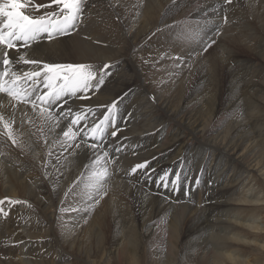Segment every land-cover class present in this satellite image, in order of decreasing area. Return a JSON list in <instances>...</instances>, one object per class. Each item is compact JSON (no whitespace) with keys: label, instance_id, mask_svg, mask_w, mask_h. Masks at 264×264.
Instances as JSON below:
<instances>
[{"label":"bare ground","instance_id":"bare-ground-1","mask_svg":"<svg viewBox=\"0 0 264 264\" xmlns=\"http://www.w3.org/2000/svg\"><path fill=\"white\" fill-rule=\"evenodd\" d=\"M114 1L127 25V29L122 30L123 42L127 46L133 32V38L137 42L146 33H155L157 8L161 13L165 12V19L175 13L174 9L178 10L176 18L165 24L185 19L195 12H198L196 14L199 16H207L208 12H212V8L210 10L198 1L196 3L201 6L191 3L184 5L181 11V1L172 4L171 1L163 0L164 2L156 3L153 8L150 1L154 0ZM33 2L47 4L49 0ZM104 3L106 7L104 4L101 6L100 0H87V8L77 31L57 37L51 42L34 44L31 49H21L20 54L27 52L26 59L48 63H93L96 67H99V64H111L113 70L119 71L116 78L106 84L105 88L95 95L90 94L91 99H73L65 105L72 107L75 112L80 108L95 109L98 105H111L118 96L122 97L114 109V119L120 115L121 120L126 117L123 123L128 124L124 127L128 133L115 139L109 138V141L105 142L106 146L112 145L113 148L117 142L123 145L124 151L117 158L119 167L113 165L109 168L111 179L105 185L107 195L104 196V201L100 200L98 204H94L90 212H60L58 219L53 223L51 219H47L50 232H43L42 227L46 224L39 219V215L54 206L49 199L50 192H53V197L58 200L57 209H60L68 207L69 204L86 208L92 203L89 196H94L95 191L81 185L76 200H72L71 196L64 197L63 193L80 171L76 167V157L63 151L59 144H53L61 130H66L68 121L62 120L54 133L49 132L47 124L36 112L21 106L23 112L18 110V117L26 113L27 118L32 121L31 124L26 123L21 127L18 118L13 126L14 132L25 142L23 151L12 147L0 136V200L10 198L23 202L13 206V216L10 215L12 209L9 211L8 215L12 217L9 221L7 215L0 214V264H73L72 258L96 264L95 259L100 253L105 256L102 264H115L110 257L112 255L121 264H188V261L194 259L198 262L196 264H264V20L256 16L264 15V9H260L262 5L258 6L256 0H233L232 5L222 1L217 5L221 8L220 14L226 13L227 10H221L227 7L229 15L236 19L246 12L253 14L250 20H254L252 31L257 36L254 38L252 31L247 36L249 41L254 42L256 39L263 47L260 53L261 64L243 71L234 60L235 53L228 50V106L221 112L219 106L214 109V104L211 103L209 110L199 109L196 112L189 102L191 94L188 95L187 102L175 106L171 98L148 89L143 74L137 67L143 57L137 58V61L128 56L125 60L121 51L116 53L111 49L113 32L110 24L105 25L104 20H110L112 14L107 8L108 2ZM112 8L113 11L116 10V7ZM51 10L53 9L42 8L34 14L40 15ZM216 14L211 15L217 16ZM228 17L231 20L230 16H227V19ZM222 19L224 21L225 17ZM224 23L225 27L229 22L225 20ZM205 24L200 28L199 24L198 28H189L186 25L187 34L179 35L182 39L176 40L180 47L176 46L177 55L193 48L201 38L206 40V35L208 42L204 41L205 44L216 38V29L220 23L216 22L217 26L213 24L212 31L206 29L210 25L205 27ZM220 25L223 26L222 23ZM185 29L182 32H185ZM221 33V40L218 42L223 49L228 48L224 39L238 48L247 46L246 40L239 39L237 35L226 36ZM105 41L111 47L107 46ZM131 44L134 46L135 43ZM157 44L158 37L148 47L152 48ZM198 48L199 52L196 53L194 49L190 54L200 55L202 48ZM3 51L4 46L0 45V62L3 60ZM14 52L15 50H9L10 58L19 59L18 55L13 57ZM159 54L157 50L155 59ZM170 64L173 65L171 62ZM205 65L194 76L198 82L196 86H200L199 81L208 75ZM32 67L22 63L13 65L14 70H30ZM182 67L183 64H180L179 69ZM2 71L3 65L0 63V72ZM184 73H170L169 80H180L179 84L185 90L190 76ZM183 89L178 92L179 95L183 94ZM233 90L240 94L249 92L250 96L236 105L231 95ZM124 93L128 94L123 95ZM152 96L156 97L155 102L150 99ZM0 131L3 129L0 128ZM32 133L34 135H30ZM186 136L189 143L185 142ZM45 139L48 144L44 143ZM37 143L43 144L47 149L52 148L59 156V163L61 162L57 170L58 177L54 186L48 187L49 191H42L37 183L29 178L33 167L26 162L33 158L44 163V159H40L39 148L35 147ZM190 145L192 149H187ZM13 149L20 152L15 159L9 156ZM191 160L194 162V169L198 170L197 173L201 172L205 187L192 196H185V193L179 194V191H176L169 201L155 197L165 192L164 188L159 186V189L156 184L157 178L168 171L183 168L180 177L184 178L185 173L188 181L191 179L188 175V171L193 169ZM144 161H150L149 169L154 170L151 180L140 172L129 174L132 166ZM54 162L55 160L52 161ZM182 162L184 164H181ZM208 182L210 187L207 186ZM185 184L188 190L190 183ZM31 186H35L34 192L30 191ZM192 192L190 190L189 194ZM186 201L188 206L184 205ZM95 211L98 216L94 217L92 222L86 223ZM17 219H20L19 223ZM109 224L111 225L108 226ZM107 226L114 229L112 234H109L112 242L108 248L105 247ZM57 227L61 228L59 234ZM23 247L27 248L26 260L22 256ZM18 252L20 258H16ZM47 257H52V262L47 260Z\"/></svg>","mask_w":264,"mask_h":264},{"label":"snow or ice","instance_id":"snow-or-ice-1","mask_svg":"<svg viewBox=\"0 0 264 264\" xmlns=\"http://www.w3.org/2000/svg\"><path fill=\"white\" fill-rule=\"evenodd\" d=\"M223 2L230 5L233 0H223ZM42 8L53 10L40 15L34 14ZM86 8L87 0H49L47 4L34 3L33 0H0V45L4 46L3 60L0 62L3 65V71L0 72V94H2L0 95V128L3 131H0V136L12 147L23 151L25 142L14 132L13 126L18 118L21 127L26 123L31 124L32 121L27 118L26 113L18 117V110L23 112L21 106L36 112L47 124L49 132L54 133V130L60 127L61 121L67 120L66 130H61L53 144H59L63 151L75 156L78 160L76 167L80 171L63 195L65 198L71 196L72 200H76L81 185H86L95 191L94 196H89L92 203L86 208H77L69 204L68 207H61L60 212L69 210L77 213L90 212L94 204H98L100 199L107 195L105 185L111 179L109 168L113 165L119 167L117 158L124 148L119 142L114 148L112 145L106 146L105 142L109 137L115 139L118 136L119 128L108 133L106 129L110 124L115 123L114 109L122 97L118 96L111 105H98L95 109L80 108L73 112L72 107L65 105L73 99L80 101L91 99V95L105 88L106 78L111 77L113 65L104 64L96 67L85 63H48L37 59H26L28 53L20 54V50L31 49L34 44L51 42L57 37L77 31ZM215 43L216 41L212 40L204 44L202 51L207 52ZM9 50H15L13 57L18 55L19 59L10 58ZM175 59L180 61V64L184 63L179 56ZM21 63L33 67L30 70L13 69L14 64ZM177 66L179 67V64ZM150 99L156 101L155 96ZM44 143L48 144V140L45 139ZM48 156L50 159L45 160L42 167L55 168L56 164L52 161L59 163V156L52 151H49ZM149 163L150 161H144L135 164L129 170V174L135 175L140 172L151 180L154 170L149 169ZM169 175L174 179L170 181ZM157 179L160 187L168 189L171 183L175 191L180 176L178 173H166ZM198 183V179L193 182V184ZM188 195L189 192L186 190L185 196ZM5 203L15 206L23 202L10 198L0 200V206ZM0 214L9 213L4 207H0Z\"/></svg>","mask_w":264,"mask_h":264},{"label":"rangeland","instance_id":"rangeland-1","mask_svg":"<svg viewBox=\"0 0 264 264\" xmlns=\"http://www.w3.org/2000/svg\"><path fill=\"white\" fill-rule=\"evenodd\" d=\"M154 1H150V5L152 8L157 5L156 3L164 2L163 0H154ZM165 1H171L172 4L176 3V1L177 2L181 1V3L183 5H179L180 11L183 9L184 5L186 6V5H189L191 3L192 4L194 3L196 6L203 5L204 7L210 8V10L212 8V12H208L207 16L205 14H204L205 16H199L198 14H196L198 12H195L194 14L189 15V17H187L185 19H179V20L173 21L171 23L165 24V22L176 18V15L178 14L177 13L178 10L174 9L175 13L171 17L166 16V19H165V16H164L165 12L161 13L160 9L157 8L158 14L156 15L157 18L155 19V24H157V28L155 30V33H153L152 35H150V33H146L144 36H142V38L140 37L138 42H137V40H134V38H133V34H134V32H133L131 40L127 41L129 43L127 46L123 42L124 39L122 36V35H124L122 30H124L125 28L127 29V25H126L122 15H121L120 11L117 8L116 1H114V0H112V1L100 0L101 6H103V4H104L106 7V4L104 2H108L107 8L109 9V11L112 14V18L110 19L111 21L109 19H106L109 22L104 20L105 25L110 24L112 32H113V37H112V41H111L112 47H111V45H109L107 43V41H105V44L107 46H110L111 49L116 53L121 51V54L123 55V58L125 60H127L128 56L135 58L137 61H139V59H137V58L143 57L144 58L143 61H140V64H138L137 67H138V71L143 74V79H144V82L147 83L148 89L151 92L158 91L159 93H161L162 96L171 98L173 100L175 106L183 104L184 101L187 102L188 95L191 94V98H190L189 102L191 103V106L194 107L196 112L199 109L209 110L211 107V105H210L211 103L214 104V109L216 108V106H219V108H221V112H223L225 107L228 106V103H229V100H227V97L229 94L230 79L228 78L227 74H228V71L230 69V65L228 64V61H227V51L230 50V51H233L235 53V59L234 58L233 59L235 60V62H237V65L243 71L249 70L250 68H253L256 66L258 67V65L261 64L260 53H261V50L263 49V47H261L258 44L256 39L254 40V42L249 41L248 36H247V34L254 29L252 27V22L254 20H250V18L252 19L253 14L248 13V14H250L248 16L246 10H244L246 13H243L241 16H238L236 19V17L229 15L227 7L224 8L223 10H221L224 12H225V10H227L226 13L220 14L219 10L221 8L217 7V5L220 4L223 0H173L175 2H173L172 0H165ZM197 1L201 5L199 3H196ZM256 4L258 6L262 5L260 7V9H262V10L264 9V2H261V0H256ZM112 6L114 8L116 7L115 11H113ZM97 10H99V8H97ZM132 11H134V7H132ZM212 13H214V14L217 13L216 14L217 16H212L211 15ZM226 15L230 16L231 20H229V17H228V19H226V22H229V23L224 27V25H225L224 21L225 20L223 21L222 17L227 18ZM251 15H252V17H251ZM209 16H211V18ZM256 16L259 17L261 20H264V15H256ZM212 17H214V18H212ZM247 17H248V19H246ZM195 18H196V20H194ZM186 20L187 21L189 20V22H187ZM238 21H239V23H238ZM216 22H219L220 24L222 23L223 26L220 24L217 26ZM195 23L199 24V28L201 26H203V24H205V23H206L205 27H206V25L209 24L210 26L208 28H206L209 31H212L211 26L213 24H215L217 26L216 32L219 33V34L215 35L216 40L215 39L214 40L216 41V43L211 48H209L207 52H203L201 50L200 55L197 56L196 53L199 52L198 47L203 48V46L205 44L204 41L208 40V36L206 35L205 36L206 40L204 38H201V41L200 40L197 41V43H195L193 45V48H191L190 50H185L181 55H177L176 54V52H177L176 46L179 47V45L176 44V40H177V38L179 40L182 39L181 37H178V36L183 35V33L187 34V26L189 28L192 26H196L198 28V24L195 25ZM184 28H186L185 32H182V31H184ZM214 29H215V27H214ZM180 32H182V33H180ZM221 32H223L226 36L229 34L237 35L239 37V39L246 40L247 46L238 48L232 42L228 43L224 39V44H226L228 48L223 49L222 46L220 47V43L218 42L221 40V35H222ZM252 32H253V35L255 38L257 36V34L254 31H252ZM156 37H158V44L152 48H149L148 47L149 44L152 41H154ZM218 38H220V39H218ZM108 40H111V39H108ZM141 42H143V43H141ZM131 43H135L134 46H132ZM130 45L132 48L130 47ZM194 49L196 50V53H195L196 56L195 55L193 56L190 54V53H192V50H194ZM157 50L160 52V54L155 59V55H156ZM177 56L181 57L184 61L183 67L181 69H179V67L177 66L178 64L180 65V61L175 59V57H177ZM170 62L173 63V65H171ZM66 63H70V62H66ZM204 64H206L205 68L207 70L208 75H206L204 77V79H201L199 81V82H201L200 86H196V84L198 82L195 81L194 76H195V74L199 73L200 68L202 66H204ZM91 65L94 66L93 63H91ZM100 66H102V65L99 64V67ZM118 66H116V67H118ZM113 68L111 69L112 75L109 79L107 78L106 84H108L109 82L114 80L117 76V72H119V71L116 72V70H113ZM231 69H233V67ZM173 72L174 73L176 72L180 75H182L183 72H185L184 75L189 74L190 78H189L187 84L185 85V90L183 89L182 85L179 84L180 80H178L176 82H172L169 80V74L173 73ZM202 73L204 74L203 71H202ZM189 81H190V83H189ZM182 89L184 90L183 94L179 95L178 92ZM231 95L235 99V104L238 105L241 102H243L244 100H246V97L250 96V93L245 92L243 94H240L236 90H233ZM125 118L122 117V120H121V115L119 117H117L115 120V124H110L109 127L107 128V133L111 132L112 130H114L117 127L118 128L120 127L118 136H121L125 133H128V130H126L124 128L126 125H128V124L123 123ZM239 120H235V121H239ZM230 121H232V120H230ZM109 138H111V137H109ZM108 141H109V139L107 140V142ZM185 142L189 143L188 142V136H186ZM190 146H188L187 149H192V146L191 147ZM35 147L39 148V150H40V159H44V161L50 159V157L48 156V153H49V151H52V148L47 149L46 146L44 147L43 144L40 145L38 143L35 145ZM195 151H196V149H195ZM53 153L56 155L55 152H53ZM199 153H200V151H199ZM19 154H20L19 150L13 149V151L9 154V156L11 158L15 159L14 157L18 156ZM72 159L73 158H71V160ZM20 160H22V159H17V161H20ZM26 163H28L30 166L33 167V172H31V176H29V178H31L32 181H35L37 183V185L39 186V188L42 189V191H49L48 187L50 188V185L54 186V184H55L54 181L58 177L57 169H59L61 162L56 163V161H55L54 164H56V167L55 168L49 167L48 170H47V168L42 167L43 164L40 162V160H35L32 158L29 162H26ZM191 163L193 165V169H190L188 171V175L191 177V179H189L190 182L188 181V179L186 178V174L184 173V175H185L184 178L180 177L179 182L175 185L176 190L174 192H171V191H173V185L170 183L169 188L165 189V192H163L161 194L159 191L158 194L160 193L159 194L160 196H155V197H157L159 199L161 198V200L166 199L167 201H169V199L173 195H175L176 191L177 192L179 191L178 192L179 194L185 193V191L187 190V186H184V185H187L185 183H188V184L190 183L189 189L187 191L189 193H190V190L193 191L191 194H189V196L190 195L192 196V194L195 192L198 193L199 192L198 190H201L202 187L204 186V180H203V176H202L201 172L197 173L198 170L194 169L195 167H194L193 160H191ZM181 164H184V162H182ZM181 164L179 165L180 167L182 166ZM128 169L129 168H127V170ZM181 170H183V168H180V169L177 168V169H174L173 171H168L167 174H171V173H178L179 174L180 173L179 176H182ZM196 178L199 180V183L193 185V181L197 180ZM173 179H174V177L169 175V180L171 181ZM49 181H50V184H49ZM154 183L156 184V182H154ZM156 186L157 187L160 186L159 180L157 181ZM207 186H209V182L207 183ZM34 188H35V186H31L30 191L34 192V190H35ZM159 189H160V187H159ZM1 191H2V189L0 187V193H1ZM49 197H50L49 199L52 201V203H54V206L52 205V208L49 209V211H47V212L44 211L42 213V215H39V219L46 224V226L42 227V229L44 230L43 232L49 231L48 230L49 225H47L49 223L46 222L47 219H51V221L53 223L56 219H58V216L60 214V209H57V206H59V203H57L58 200L53 197V192L49 193ZM4 199L5 198H3L1 200H4ZM100 200H101V202L104 201V197H103V199H100ZM187 201H186V203H184L185 206H188ZM130 204H133V203H130ZM3 206L5 207L6 212L8 211V213L13 208V206L9 207L7 203H5ZM13 209L11 210V213H10L11 216H13ZM43 214H45V215H43ZM10 215H7V217H9L8 221L10 219H12V217ZM96 216H98V213L95 211L91 215V217L86 221V223L92 222V220ZM19 220L20 219H17V223H19ZM110 225L111 224H109L108 226H110ZM108 226H107L108 233L106 235V243H105L106 248H108L111 245L112 237L110 235L114 231V229H111ZM56 229H57V234H59L61 228L57 227ZM22 249H23L22 252L24 253V254L22 253L23 259L26 260L25 257L27 256L26 255L27 248L23 247ZM19 254H20V252H18V254H16V258H20ZM104 257L105 256L102 253H100L99 257L95 259L96 264H102ZM110 257H112V261H114L115 264H117V263L121 264L120 262H118L117 260L114 259L115 258L114 255H112ZM144 258H145V256H144ZM47 260L52 262L53 258L47 257ZM71 262L73 264H90V262L83 260V259H80V258H72ZM145 262L146 261L144 259V263ZM190 263L196 264L198 262H197V260L194 259V260H191L190 262L188 261V264H190ZM184 264H186V263L184 262Z\"/></svg>","mask_w":264,"mask_h":264}]
</instances>
